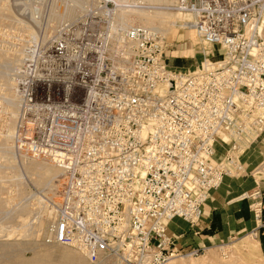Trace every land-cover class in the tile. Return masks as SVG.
<instances>
[{"label":"built area","instance_id":"2783aa9c","mask_svg":"<svg viewBox=\"0 0 264 264\" xmlns=\"http://www.w3.org/2000/svg\"><path fill=\"white\" fill-rule=\"evenodd\" d=\"M52 12L15 78L21 145L64 182L52 240L92 263L167 264L182 238L170 223L196 227L226 178L253 181L241 199L262 225L264 0H63ZM192 33L201 70L168 56L169 38Z\"/></svg>","mask_w":264,"mask_h":264},{"label":"rangeland","instance_id":"374dc122","mask_svg":"<svg viewBox=\"0 0 264 264\" xmlns=\"http://www.w3.org/2000/svg\"><path fill=\"white\" fill-rule=\"evenodd\" d=\"M58 1L63 0H0V264H123L111 257L92 263L75 247L52 240L50 209L52 201L62 198L61 172L52 161L33 156L21 145L17 67L39 34L38 19L44 18L43 25L50 27ZM145 22L165 26L167 17L158 14ZM40 33L48 35L50 29ZM172 40L168 56L175 67L203 62L196 51L205 45L193 33L183 43ZM256 240L250 232L210 245L186 244L167 264H264ZM197 249L199 253L192 255Z\"/></svg>","mask_w":264,"mask_h":264},{"label":"crops","instance_id":"0c3cea01","mask_svg":"<svg viewBox=\"0 0 264 264\" xmlns=\"http://www.w3.org/2000/svg\"><path fill=\"white\" fill-rule=\"evenodd\" d=\"M259 161L260 157L257 151H250L244 157L248 171ZM253 187L254 183L248 177L226 178L224 184L204 204L203 217L199 224L196 227H191L182 219H174L169 225V235L173 237L182 235L179 245L181 247L186 244L198 246L201 243L210 245L257 229L259 241H256L264 256V218L262 225L259 226L260 223L255 221L249 208L250 202L241 199V195Z\"/></svg>","mask_w":264,"mask_h":264},{"label":"bare ground","instance_id":"6f19581e","mask_svg":"<svg viewBox=\"0 0 264 264\" xmlns=\"http://www.w3.org/2000/svg\"><path fill=\"white\" fill-rule=\"evenodd\" d=\"M159 15H161V17L164 16V14H159ZM141 16H142L143 18H146L145 21L149 20L148 15H146V14H141ZM165 17H166V16H165ZM202 61H203V62L198 63V65L193 66L192 69L194 70V69L197 68V69H200V70H201L202 67H203V66H206V64H207V63L204 62V60H202ZM192 69H190V70H192ZM188 70H189V69H188ZM16 99H17V98H16ZM223 138L226 140V138H225L224 136H223ZM190 257H191V256H190ZM182 259H183V257H182ZM203 261H204V260H203ZM203 261H202V262H203ZM209 261H210V260H209ZM184 262H185V260H184ZM202 262H201V263H202ZM206 262H207V261H206ZM210 263H211V261H210ZM181 264H182V263H181ZM194 264H195V263H194ZM197 264H198V263H197ZM208 264H209V263H208Z\"/></svg>","mask_w":264,"mask_h":264}]
</instances>
